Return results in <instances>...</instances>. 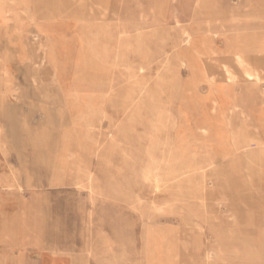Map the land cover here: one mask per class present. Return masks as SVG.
Masks as SVG:
<instances>
[{"label": "rangeland", "instance_id": "obj_1", "mask_svg": "<svg viewBox=\"0 0 264 264\" xmlns=\"http://www.w3.org/2000/svg\"><path fill=\"white\" fill-rule=\"evenodd\" d=\"M242 1L0 0V264H264Z\"/></svg>", "mask_w": 264, "mask_h": 264}, {"label": "bare ground", "instance_id": "obj_2", "mask_svg": "<svg viewBox=\"0 0 264 264\" xmlns=\"http://www.w3.org/2000/svg\"><path fill=\"white\" fill-rule=\"evenodd\" d=\"M257 6H261V5H257ZM260 8V7H259ZM259 10V9H258ZM261 11V10H260ZM252 12V11H251ZM255 12V11H254ZM263 13V12H262ZM238 14V13H237ZM256 14V13H255ZM139 25V24H138ZM232 32H234V31H232ZM186 33H188L187 31H186ZM222 33V32H221ZM247 33V32H246ZM257 34H258V32H256ZM239 34V33H238ZM244 34V33H243ZM242 34V35H243ZM189 35V34H188ZM222 35V34H221ZM230 35V33L228 34V36ZM250 35V34H249ZM220 36V35H219ZM253 36V35H252ZM237 37V36H236ZM250 37V36H249ZM232 38V37H231ZM245 38H246V36H245ZM235 39V38H234ZM232 40V39H231ZM226 41V40H225ZM236 41V40H235ZM235 41L233 42V43H235ZM245 41V40H244ZM246 41H247V39H246ZM248 41H249V39H248ZM257 41V40H256ZM227 42V41H226ZM240 42H241V40H240ZM237 43V42H236ZM242 43V42H241ZM245 43H248V42H245ZM226 44V43H225ZM239 44V43H238ZM247 46V45H246ZM163 48V47H162ZM229 48V47H228ZM232 48V47H231ZM238 48V47H237ZM244 49V48H243ZM133 50H134V48H133ZM239 50V49H238ZM239 52V51H238ZM241 52V51H240ZM243 52V51H242ZM236 53V52H235ZM152 55V54H151ZM150 55V56H151ZM255 56V55H254ZM152 57V56H151ZM258 57V56H257ZM254 58V57H253ZM255 59H257V58H255ZM258 59H259V57H258ZM152 60V59H151ZM240 60V59H239ZM242 60V59H241ZM149 61V60H148ZM252 61H253V59H252ZM258 61V60H257ZM263 61V60H262ZM256 62V61H255ZM234 63V62H233ZM243 63V65L246 67V68H248V69H252V67H251V65H249L248 63H246L245 61H243L242 62ZM253 63H254V61H253ZM217 64H218V66L219 67H221V68H223L224 70H225V75H226V77L230 80V81H238V75L231 69V66L229 65V63L227 62V61H225V60H219V61H217ZM255 64V63H254ZM259 65V64H258ZM238 68V67H237ZM249 75V74H248ZM256 78H257V76H256ZM134 104V103H133ZM120 111V110H119ZM125 113V112H124ZM251 145V144H250ZM255 147H257V146H255ZM252 148V147H251ZM254 149V148H253ZM256 149V148H255ZM258 149L260 150V151H262V152H264V146H261L260 148L258 147ZM96 154H97V152H96ZM253 154V153H252ZM93 159V158H92ZM95 159V158H94ZM253 160V159H252ZM122 165V164H121ZM12 166V165H11ZM111 168V167H110ZM103 169V168H102ZM77 170V169H76ZM81 170H83V169H81ZM94 170V169H93ZM112 170V169H111ZM114 172V171H113ZM111 173V172H110ZM107 174V173H106ZM112 174V173H111ZM115 175V174H114ZM203 175H204V172H203ZM94 176V175H93ZM83 177V176H82ZM95 177V176H94ZM97 178V177H96ZM130 181V180H129ZM84 182V181H83ZM13 184V183H12ZM80 184H81V182H80ZM97 194H99V193H97ZM102 194V193H101ZM133 195V194H132ZM95 198V197H94ZM133 198V197H132ZM130 199H131V197H130ZM115 200V199H114ZM95 201V200H94ZM116 202V201H115ZM142 235V234H141ZM145 256V255H144Z\"/></svg>", "mask_w": 264, "mask_h": 264}, {"label": "crops", "instance_id": "obj_3", "mask_svg": "<svg viewBox=\"0 0 264 264\" xmlns=\"http://www.w3.org/2000/svg\"><path fill=\"white\" fill-rule=\"evenodd\" d=\"M228 1H230V0H226V2H228ZM243 3L245 2V0H243L242 1ZM260 3V5L261 6H257L255 3ZM250 5L251 6H253V7H255V8H259V9H262V10H264V0H251L250 1ZM212 7H213V3H212V5H211ZM201 15H202V20L204 21V23L205 24H207V25H210V24H212L213 23V21H212V19H210V16L211 15H209L207 12H204L203 10H201ZM223 60V59H222ZM244 60V59H243ZM228 63H229V65L231 64L229 61H227ZM243 61L241 60V63H242ZM246 63H248L249 65H251L248 61H245ZM231 66V65H230ZM252 67V71H254L255 72V68H253V66H251ZM223 69V68H222ZM231 69L232 70H234L235 69V67H231ZM259 78V80H260V77H258ZM239 81V80H238ZM237 82V81H236ZM234 141L235 142H238V141H240V139H239V136H234Z\"/></svg>", "mask_w": 264, "mask_h": 264}]
</instances>
